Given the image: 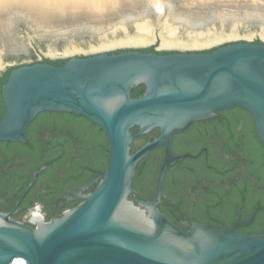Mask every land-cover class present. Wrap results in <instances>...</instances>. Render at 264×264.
Masks as SVG:
<instances>
[{
    "label": "water",
    "instance_id": "95a60500",
    "mask_svg": "<svg viewBox=\"0 0 264 264\" xmlns=\"http://www.w3.org/2000/svg\"><path fill=\"white\" fill-rule=\"evenodd\" d=\"M5 37L0 47L9 54L0 52V75L13 68L2 86L0 142H26L28 126L41 112L71 113L106 133L109 161L104 172L67 196L80 203L61 217L33 228L4 216L0 264L17 258L26 264H264V234H242L238 222L227 227L190 219L181 229L158 206L167 168L183 158L173 155L172 137L193 122L241 107L253 116L264 144V41H232L207 51L133 47L74 55L56 65L19 63L30 52ZM65 46L53 41V48ZM11 61L16 65L9 67ZM140 84L143 93L132 96ZM43 119L41 114L37 123ZM156 127L161 135L132 154L133 140ZM92 132L86 133L89 148L100 149ZM161 145L168 150L158 191L154 201H145L132 188L133 177L138 162ZM94 182V191L82 193Z\"/></svg>",
    "mask_w": 264,
    "mask_h": 264
},
{
    "label": "flooded vegetation",
    "instance_id": "af4514ba",
    "mask_svg": "<svg viewBox=\"0 0 264 264\" xmlns=\"http://www.w3.org/2000/svg\"><path fill=\"white\" fill-rule=\"evenodd\" d=\"M41 114L44 119L37 123ZM92 131L97 133L96 141H102L100 149L89 148L86 133ZM160 135L156 127L137 136L131 153ZM171 144L173 155L183 158L167 168L158 206L178 227L185 229L187 219L227 227L238 222L242 234H264V144L247 110L233 107L195 121L175 133ZM108 148L106 133L87 118L41 112L28 126L26 142H0V225L8 216L37 228L78 205L79 200L67 196L107 169ZM167 150V145L158 146L137 164L132 188L145 201L155 200ZM36 170L37 179L30 186ZM97 185L90 184L82 193L94 191Z\"/></svg>",
    "mask_w": 264,
    "mask_h": 264
},
{
    "label": "rangeland",
    "instance_id": "374dc122",
    "mask_svg": "<svg viewBox=\"0 0 264 264\" xmlns=\"http://www.w3.org/2000/svg\"><path fill=\"white\" fill-rule=\"evenodd\" d=\"M122 1L115 0L113 4L106 5L104 12H99L85 4L65 3L62 6L41 7L32 0H0V7L14 3L27 7L29 11H34L37 7L44 10L87 8L93 12V14L88 11L55 12L41 19L26 9L9 7L0 11V40L10 36L24 44L30 56L21 59L19 63L64 59L74 55H90L133 47L145 49L155 46L158 51L181 49L179 45L162 44V28L159 22L167 18L179 27L180 38L183 41L187 39L189 33L194 31L208 32L212 29L215 33L225 34L224 38L214 43L194 47L184 46L183 49L187 51L207 50L238 40L264 41V34H262L264 32L261 33L264 28V0H163V12L160 15L150 0H130L121 4ZM142 19H150L156 25L155 37L151 42L121 43L104 48L92 47L100 44L101 38H105V32L109 33L110 29L119 25H125L130 33H134L136 23ZM234 23L238 24L240 34L229 37L226 33H231ZM105 39L110 43L112 36L109 35ZM56 40L66 46L63 49L54 48L53 51L50 48H53V41ZM68 46L78 48L71 53H64V49ZM0 52L4 57L9 54L2 47ZM54 52L56 55L52 54ZM16 63L11 61L9 67L15 66Z\"/></svg>",
    "mask_w": 264,
    "mask_h": 264
},
{
    "label": "bare ground",
    "instance_id": "6f19581e",
    "mask_svg": "<svg viewBox=\"0 0 264 264\" xmlns=\"http://www.w3.org/2000/svg\"><path fill=\"white\" fill-rule=\"evenodd\" d=\"M35 2L38 6L41 7H49L50 5L57 6V5H64L65 3H73V4H85L88 7L93 8L95 11L104 12L107 4H113L115 0H32ZM125 1L130 0H123L121 4ZM151 4L155 5L157 9V13L160 15L161 12H163V6L164 2L163 0H150ZM120 4V5H121ZM9 7H18L26 9L29 13L36 15L37 17L44 19L46 16H48L51 13H66V12H77V11H88L91 14H93L92 11H90L87 8H80V9H72V8H66L65 10H44L40 8H35L34 11H29L27 7L11 3L9 5L1 6L0 11L7 9ZM160 17V16H159ZM162 17V16H161ZM139 21V20H138ZM160 28H162L161 37H162V44L163 45H179V47L184 46H198V45H205L214 43L216 41H219L220 39L224 38V33H215L212 29L207 30L208 32L199 31V32H193L189 33L188 37H186V40H182L180 38V31L179 27H176L172 22L169 21V19H164L162 22H159ZM262 27V26H261ZM156 28V25L153 21L150 19H142L141 21L137 22L135 25V31L134 33H130L129 29L125 25H119L117 27H114L110 29V32H105V38L109 37V35L112 36V39H110V43L105 41V38H101L100 44L97 46H92L93 48H104L109 47L110 45L114 44H121V43H148L153 40L154 36V30ZM231 33H226L229 37L237 35L239 32V26L238 24H234L233 28H231ZM192 31V30H191ZM256 32V31H255ZM264 32V29L261 31V33ZM185 34V33H184ZM240 34V33H239ZM238 34V35H239ZM264 34V33H262ZM226 35V36H227ZM237 35V36H238ZM182 36V35H181ZM186 36V35H185ZM226 38V37H225ZM74 45V44H72ZM181 45V46H180ZM78 47L76 46H68L64 49V53H71L73 51H76ZM54 49V48H50ZM52 50H49V52H52ZM54 51V50H53ZM52 54H55L52 53ZM10 264H26V261L23 258H17L13 263Z\"/></svg>",
    "mask_w": 264,
    "mask_h": 264
},
{
    "label": "trees",
    "instance_id": "16d2710c",
    "mask_svg": "<svg viewBox=\"0 0 264 264\" xmlns=\"http://www.w3.org/2000/svg\"><path fill=\"white\" fill-rule=\"evenodd\" d=\"M212 49H214V48H212ZM212 49H210V50H212ZM141 50H143V51H155V46H151V47H149V48H145V49H141ZM120 51H122V50H118V51H114V52H120ZM205 51H207V50H205ZM170 52H172V51H170ZM161 53H164V52H161ZM67 60H68V59L44 60V61H49V62H51V63H53V64H56V65H63ZM12 68H13V67L9 68V69L4 73L3 76H0V86H1L2 83L6 82L8 76H9V74H10V71L12 70ZM144 89H145V87H144V85H142V84H140V85L134 87V88L132 89V96H138V95H140L141 93H143ZM102 133H103V132H102Z\"/></svg>",
    "mask_w": 264,
    "mask_h": 264
}]
</instances>
